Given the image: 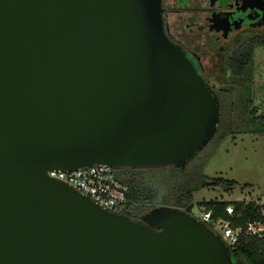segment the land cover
Masks as SVG:
<instances>
[{
	"label": "water",
	"instance_id": "1",
	"mask_svg": "<svg viewBox=\"0 0 264 264\" xmlns=\"http://www.w3.org/2000/svg\"><path fill=\"white\" fill-rule=\"evenodd\" d=\"M218 124L159 0H0V264H233L185 211L133 220L47 175L184 169Z\"/></svg>",
	"mask_w": 264,
	"mask_h": 264
},
{
	"label": "trees",
	"instance_id": "2",
	"mask_svg": "<svg viewBox=\"0 0 264 264\" xmlns=\"http://www.w3.org/2000/svg\"><path fill=\"white\" fill-rule=\"evenodd\" d=\"M259 47L264 48V36H257L243 44L239 52L223 66V75L229 71L230 79H237L239 84L236 90L231 91V94H234L231 97L218 96L219 115H223L227 107L228 113L230 111L232 116L229 117L227 114V119L219 118L217 131L213 137L216 138L214 145L228 135H234L237 130L264 138V113L257 114L252 108L251 93L253 55L255 49ZM206 163L202 160L193 169L167 166L116 170L117 180L127 188L126 197L129 203L124 214L136 220L138 216L160 206L176 208L190 214L194 206L192 196L195 192L221 182L228 183V187L231 188L233 182H224L222 179L213 182L208 179L203 174ZM198 206L209 210L213 219L231 220L237 226H243L257 218L256 208L252 202L209 201L201 202ZM228 206L233 207V215L230 217L225 213ZM231 260L233 264H264V240L241 238L231 250Z\"/></svg>",
	"mask_w": 264,
	"mask_h": 264
},
{
	"label": "flooded vegetation",
	"instance_id": "3",
	"mask_svg": "<svg viewBox=\"0 0 264 264\" xmlns=\"http://www.w3.org/2000/svg\"><path fill=\"white\" fill-rule=\"evenodd\" d=\"M159 3L167 38L186 55L217 99L220 92L232 93L224 86L231 73L226 71L223 75V66L243 44L264 36V0H159Z\"/></svg>",
	"mask_w": 264,
	"mask_h": 264
},
{
	"label": "rangeland",
	"instance_id": "4",
	"mask_svg": "<svg viewBox=\"0 0 264 264\" xmlns=\"http://www.w3.org/2000/svg\"><path fill=\"white\" fill-rule=\"evenodd\" d=\"M252 108L257 114L264 113V48H257L253 55L251 72ZM237 79H230L224 84L230 90H236ZM234 94L220 92L221 97H231ZM221 111V108H220ZM221 113V112H220ZM232 116L225 107L220 120ZM236 131L214 145L212 139L188 164L187 169H193L202 160L207 163L203 174L211 181L222 179L228 183H218L195 192L192 196L194 207L201 202H239L242 200H260L264 202V138L247 132ZM117 169H114L116 171ZM210 181V182H211Z\"/></svg>",
	"mask_w": 264,
	"mask_h": 264
},
{
	"label": "built area",
	"instance_id": "5",
	"mask_svg": "<svg viewBox=\"0 0 264 264\" xmlns=\"http://www.w3.org/2000/svg\"><path fill=\"white\" fill-rule=\"evenodd\" d=\"M47 175L73 188L112 213L124 214L129 203L126 197L127 188L117 180L113 168L96 165L73 172L52 170L47 172ZM242 201L254 203L257 215L256 219L248 221L243 226H237L231 220H215L211 212L202 206H193L190 215L218 235L231 251L241 238L264 240V202L260 200ZM225 213L229 217L232 216L233 207H226Z\"/></svg>",
	"mask_w": 264,
	"mask_h": 264
}]
</instances>
